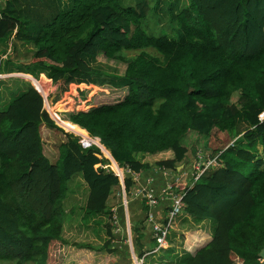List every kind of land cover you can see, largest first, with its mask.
<instances>
[{
  "label": "trees",
  "instance_id": "1",
  "mask_svg": "<svg viewBox=\"0 0 264 264\" xmlns=\"http://www.w3.org/2000/svg\"><path fill=\"white\" fill-rule=\"evenodd\" d=\"M159 2L0 0V41L5 46L13 37L15 58L6 57L0 74H30L41 88L34 78L43 73L58 83L65 99H78L88 85L126 88L115 102L77 108L65 118L51 107L50 114L62 128L83 136V142L87 133L99 138L117 163L142 177L155 167L175 173L185 167L183 138L189 132L226 133L228 143L215 152L221 166L202 175L183 196V222H209L210 240L193 253L169 247L162 250L170 251L166 256L150 255L148 261L137 242L141 251L136 256L142 264H261L264 0L164 1L165 10ZM161 11L168 15L171 33H148L144 22L151 17L158 26ZM28 48L31 59L24 62L20 50L26 54ZM99 55L123 63V73L97 63ZM6 80H0V260L54 264L53 247L67 243L64 201L75 178L87 188L86 218L112 219L109 197L121 185L102 168L107 162L100 149L83 148L71 133H64L52 163L43 153L41 127H58L43 107V96L29 82L14 93ZM168 151L171 158L153 163L139 158ZM132 185L125 177L126 194ZM111 222L99 250L112 251ZM132 230L142 240L139 229Z\"/></svg>",
  "mask_w": 264,
  "mask_h": 264
},
{
  "label": "rangeland",
  "instance_id": "2",
  "mask_svg": "<svg viewBox=\"0 0 264 264\" xmlns=\"http://www.w3.org/2000/svg\"><path fill=\"white\" fill-rule=\"evenodd\" d=\"M121 1L125 3V5H133L136 0H121ZM164 1L169 2L174 0H160L158 5L160 6V8H163L165 10L166 2L164 3ZM184 3H186V0H180L181 5H183ZM148 16H150V14H148ZM159 17L160 18H159L158 26H156V21L154 20V18L152 19L151 17H149L144 22L143 28L148 33H153L156 35L161 33H168V34L171 33V28L166 24L168 15L162 13L161 11L159 12ZM160 28H162V30L154 31L155 29L159 30ZM26 52L27 53L25 54V50L23 51L20 50V53L24 55L19 57L22 61L24 60V62L27 61L29 62L31 59L30 57L32 54V50L28 48ZM132 54L133 53H130V55ZM8 59L5 58V61ZM97 60H98L97 63L101 64L103 67L105 66L104 68H109V70L112 71L113 73L116 72L122 74L125 68V65L123 63H120L119 61L112 59L110 60L106 59L103 55H99ZM41 74L43 73H39L38 79L35 78V80L45 85L44 89L39 87L41 89L40 93L43 96V101H44L43 107L52 119L53 117L50 114V112L52 111L51 107L62 118L63 117L65 118L67 117L68 113L76 110L77 108L86 109L89 106L91 105L93 106L95 104L112 103L122 98L127 92L126 88H114L109 85L106 86L95 85L94 87H90V88L87 87L86 89L83 90L84 91L83 98L74 99L71 97L72 98L70 99L71 101L68 102L67 98L66 99L64 98V94L59 93L58 83L57 84L51 83L50 80L44 78V75ZM24 79L26 82H29L31 84L32 81L28 78L27 75L24 76ZM34 85L37 86L35 83ZM19 90L20 88L17 90V92ZM55 97L57 98L56 102L53 101ZM234 99L235 97L233 98V100ZM55 124L57 125L58 130L45 127L43 125L41 127L43 153L52 163H54L57 159L58 145L65 140L64 133H71L70 131L63 129L56 122ZM72 135L78 136L77 134H72ZM91 138L94 139V141H96L97 139L96 141L97 145L95 146H97L100 149L103 158H105L107 164L110 165L109 167L111 168L109 169L114 173L122 169L123 166H121L119 163L115 161V159L109 154L110 152L108 154H105L103 152L102 147L105 148V146H103L100 143L99 138L97 137H91ZM228 141L229 138L227 134L224 132H219L218 130H214L209 136H202L194 132H189L183 138V144H185L188 148V153L186 158L187 163L185 167H183L187 172H183L181 175L188 174L190 176L191 172L188 171H190L191 169L193 171L192 163L195 154L197 152H200L202 156H206L210 153L213 154L219 149L223 148L228 143ZM192 149H194L195 152L194 151L192 152ZM165 156L167 155L165 154H160L155 156L146 155V156H140L139 158H142V161L153 163L156 160L165 159L164 158ZM175 174L177 173L171 172L165 176L158 173L157 176L158 178L163 177L164 179H166L169 177L174 178L173 175ZM139 178H140V183L143 184L145 177L138 176V179ZM124 179L123 178L120 179L121 182L123 180V184H124ZM86 193H87L86 185L82 182V180L79 177L75 178L73 184H71L70 186V193L67 194V197L64 201L65 217L63 222L62 235L63 238L67 241V243L65 244L58 243L53 247L52 252L55 257L54 264H142L143 259H139L138 256H136L141 251V248L137 247L138 241L136 242V240H138V238L131 237L130 239L129 238L130 236H128L127 234L124 235L123 233H119L116 230V226L114 223L112 225L114 237L112 239V243H110L109 245L112 251H105L98 249L106 241V236H107L105 232L106 224H110L112 220L114 221L113 216L117 215L116 214L118 212L117 209H119L121 206L122 195L120 193V190L118 188H113L112 193L109 197L108 203L110 209L112 208L111 211H113V213L110 215L112 219H109L107 215L88 216V218L84 217L83 207L85 204ZM125 199L127 200L129 211H131L130 205L133 204L134 201L136 200L129 194L126 195ZM179 220L180 221H178L176 227L171 231L170 234V236L173 238L170 243V248L173 247L175 253L181 250L179 246L184 239L185 233L193 232L198 229L207 232V229L209 228V222L206 223L204 221L203 223L201 224L199 223L197 225L196 223L190 224L188 222H183V219L181 221V216ZM124 221L125 220L122 218L123 223H125ZM124 230H126V227L124 228ZM181 230L184 231L183 234H181ZM199 236H197L196 239H199ZM143 239L144 238H142V240ZM74 244H89L91 247L90 248L77 247L74 246ZM169 252L170 251H165L163 252V255L166 256V253ZM150 258L151 256L149 254L146 255L144 260L148 261ZM235 262H236L235 264H238L236 260ZM0 264H14V261L0 260Z\"/></svg>",
  "mask_w": 264,
  "mask_h": 264
},
{
  "label": "built area",
  "instance_id": "3",
  "mask_svg": "<svg viewBox=\"0 0 264 264\" xmlns=\"http://www.w3.org/2000/svg\"><path fill=\"white\" fill-rule=\"evenodd\" d=\"M259 118H264V111L259 115ZM82 137L83 136L78 135V142L83 148H88L91 145H97V142L88 135L86 136V142L82 141ZM231 143L232 141L230 144ZM218 154L219 153H216L213 156L208 157L209 155L202 156L200 152H197L192 163L193 171L192 169L188 171L191 172L190 176L188 174L181 175L183 172H187L185 169H183L177 172V174L173 175L174 178L169 177L164 179V183L161 185L154 183L155 175L161 173L162 175L166 176L168 173H171V171L160 167H155L148 175L145 176L144 183L142 184L140 183V178L138 179V176L140 177L141 173L132 171L127 165H121L123 166L122 169L115 173L109 169L111 168L109 167V164L105 163L102 165V168L105 171H111L117 176L121 185L120 191L122 195V201L124 203L127 201L125 199L126 192L124 189L123 180L121 182L120 179H124V177L127 176L133 181L132 188L128 194L134 199H137L140 204L147 208L145 215L143 214L144 221H146V223L150 226L152 239L154 240L155 245L151 250L148 249L144 256L149 254L155 255L160 251L170 247L169 237L171 231L176 227L178 221H180V216H184L183 196L185 194L186 188L192 187L193 184L208 171L218 169L221 166L218 160ZM161 205L164 206L165 216L161 220H156L158 207ZM113 218V223L115 224L117 230V216L114 215ZM201 240L202 238L196 239V243H194L195 246H199V244L201 245V243H199ZM258 260L261 264H264V258L258 256Z\"/></svg>",
  "mask_w": 264,
  "mask_h": 264
},
{
  "label": "crops",
  "instance_id": "4",
  "mask_svg": "<svg viewBox=\"0 0 264 264\" xmlns=\"http://www.w3.org/2000/svg\"><path fill=\"white\" fill-rule=\"evenodd\" d=\"M12 40H13V37L11 38V40L8 41V43L5 46L0 41V59H1L0 60V67L1 68H3V65L5 63V58L7 56H8V58L9 57H12L13 60L15 59L12 56V54H11V51H12V49H11V47H12ZM4 50H6V51L3 53L2 51H4ZM9 53H10V55H9ZM16 62L17 61H14V63H16ZM25 75H27L29 77H32L30 74H24V73H5V72H3V73L0 74V78H1L0 80H4L5 83L8 81L6 79L11 80L12 85L15 88V92L14 93H17V90L19 88H20V90L23 89V88H25V86L28 83L24 79V76ZM41 75H44V74H41ZM21 76H23V77H21ZM44 78H47V77L44 75ZM88 87L90 88V87H94V86L93 85H88ZM13 91H12V93H13ZM7 97H8V95H7ZM83 97H84V95L81 96V97H79V98H83ZM70 99H72V98L71 97H68L67 98V101L68 102L71 101ZM3 105H4V102H2L1 107ZM107 152L109 153L108 150H107ZM160 154L167 155L164 158H171L172 157V154H171V152L169 153V151L168 152L157 153V154H154V155H148V156H155V155H160ZM144 156H146V155H144ZM177 168H179V167H177ZM154 183L157 184V185L158 184L161 185V184L164 183V178L163 177H159L158 178V176L155 175V177H154ZM135 200L136 201H134V203L130 205L131 211H129V207H128L127 201H126V203H124L123 201L121 202V206H120L119 209H117L118 212L116 213L117 216H118V218H117V226H118L117 231L119 233H123L124 235L127 234L128 236H130L129 238L131 239V237L132 238L133 237L138 238L137 237V234L135 232H133V230H132L135 227L138 228L139 229L138 230V234H142L143 235L142 238H144V239L143 240H140V241L136 240V242L138 241V242H140L142 244V250L146 253V251L148 249L151 250L154 247V244H152V246H151V240H152L151 229H150V226L146 223V221H144V215H145L146 210L144 209V207L141 208V206H143V205H140V203L137 201V199H135ZM137 202H138V204H137ZM157 212H158V214L156 216V220H161L162 218H164V216H165V209H164V206L163 205H161V206L158 207V211ZM122 218L125 220L124 221L125 223L122 222ZM182 219H183V215L181 217V221H182ZM126 222H127V225H126ZM205 222L207 223V221H205ZM192 223L193 222H191L190 224H192ZM201 223H203V222H201ZM124 224H125V226H124ZM125 227H126V230H124ZM183 233H184V231L181 230V234H183ZM197 236H199V238H202V240L200 242L201 245L199 244V246L198 245L195 246V244H194L195 241H196V237ZM172 239L173 238L170 236L169 237L170 243H171V240ZM209 240H210V227L207 229V232H205L204 230H201V229H198V230L193 231V232H187V233H185L184 239H183L182 243L179 246L181 248V250H179V251L176 250V251L179 252V253H181V251L193 253V251L196 248L204 245ZM158 255H161L162 256L163 255V251H160L159 253L155 254V256H158ZM143 257H146V256H143Z\"/></svg>",
  "mask_w": 264,
  "mask_h": 264
},
{
  "label": "water",
  "instance_id": "5",
  "mask_svg": "<svg viewBox=\"0 0 264 264\" xmlns=\"http://www.w3.org/2000/svg\"><path fill=\"white\" fill-rule=\"evenodd\" d=\"M31 84L34 86V83L31 82ZM35 87V86H34ZM36 88V87H35ZM37 89V88H36ZM258 256L261 258H264V249H261V251L258 253Z\"/></svg>",
  "mask_w": 264,
  "mask_h": 264
},
{
  "label": "bare ground",
  "instance_id": "6",
  "mask_svg": "<svg viewBox=\"0 0 264 264\" xmlns=\"http://www.w3.org/2000/svg\"><path fill=\"white\" fill-rule=\"evenodd\" d=\"M42 86H41V88H43V84H41ZM38 89H39V91L41 92V89L38 87V86H36ZM43 92V91H42ZM56 122V121H55ZM57 123V122H56ZM58 124V123H57ZM60 126V125H59ZM64 129V128H63ZM102 147V146H101ZM102 150H103V152L105 153H107L108 154V152H107V150L104 148V147H102ZM105 153V154H106Z\"/></svg>",
  "mask_w": 264,
  "mask_h": 264
},
{
  "label": "clouds",
  "instance_id": "7",
  "mask_svg": "<svg viewBox=\"0 0 264 264\" xmlns=\"http://www.w3.org/2000/svg\"><path fill=\"white\" fill-rule=\"evenodd\" d=\"M35 79V78H34ZM35 88V87H34ZM38 90V89H37ZM39 91V90H38ZM40 92V91H39ZM217 153H219V152H217ZM214 154H216V153H214ZM111 155V154H110ZM179 168H177V172H179V171H181V170H183L184 168V166L183 165H180V166H178ZM176 172V173H177ZM126 195H128V194H126Z\"/></svg>",
  "mask_w": 264,
  "mask_h": 264
}]
</instances>
